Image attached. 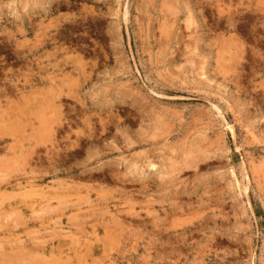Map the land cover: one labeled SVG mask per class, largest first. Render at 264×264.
<instances>
[{
    "label": "rangeland",
    "instance_id": "rangeland-1",
    "mask_svg": "<svg viewBox=\"0 0 264 264\" xmlns=\"http://www.w3.org/2000/svg\"><path fill=\"white\" fill-rule=\"evenodd\" d=\"M0 264H264V0H0Z\"/></svg>",
    "mask_w": 264,
    "mask_h": 264
}]
</instances>
